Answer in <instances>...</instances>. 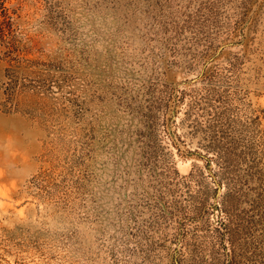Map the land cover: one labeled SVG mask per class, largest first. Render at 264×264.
<instances>
[{"label": "rangeland", "instance_id": "1", "mask_svg": "<svg viewBox=\"0 0 264 264\" xmlns=\"http://www.w3.org/2000/svg\"><path fill=\"white\" fill-rule=\"evenodd\" d=\"M0 264H264V0H0Z\"/></svg>", "mask_w": 264, "mask_h": 264}]
</instances>
